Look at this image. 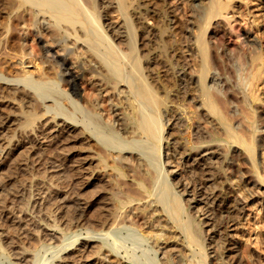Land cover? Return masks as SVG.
<instances>
[{"label":"bare ground","instance_id":"bare-ground-1","mask_svg":"<svg viewBox=\"0 0 264 264\" xmlns=\"http://www.w3.org/2000/svg\"><path fill=\"white\" fill-rule=\"evenodd\" d=\"M116 1L0 0V10H5L9 15L8 21H0L3 25L0 31V35H3L0 37V84L15 86L13 90L21 92L22 95H30L29 97L35 100L30 108L33 113L29 112L25 118L23 117V135L28 137L31 133L36 134L38 127H45L44 131L39 129L41 132L39 136L41 135L44 143L60 135L69 143L85 144L82 153L78 154L67 152L69 150L66 147L50 144L46 145L49 148L45 146L33 152V155L23 150L17 153L15 161L22 162L25 180L38 175L50 179L52 184L47 185L49 192L47 191L46 195L43 186H37L36 193L32 189H27L24 186V179L13 185L9 183L11 187L6 182L2 183L3 187L0 186V264H20L19 261L22 263L24 259L25 264L46 262L56 264V258L67 259L68 256L61 254L62 251L80 239L79 230L83 229H86L87 235L80 240V246L76 250L86 253L89 247H92L88 250L90 252L88 257L97 254L88 264H124L123 257L129 259L125 264H210V253H214L213 257L219 259L216 264H244L243 258H239L236 252L238 249L235 248V244L230 243L226 235H223L225 223L234 219L236 213L243 207L237 198L231 197L226 191L220 164L224 150L226 151L227 147L231 148L232 138L244 143L249 153L253 154L256 150L257 122L264 123V114L252 109V105L249 106V99L251 98L253 102L260 98L256 91L258 83L264 78V49L257 51L259 46L254 35L243 31L250 50L238 53L240 61L237 62L228 49L223 47L220 50L219 45L207 38L199 39V45L201 47L203 44V49L198 54V59H195L194 66L201 74L200 83L203 84V88L200 95L205 97L203 105L215 113L220 124L224 126L220 127L217 124L222 130L219 132V128H215L219 131H212L195 124L197 142L184 149L185 144L181 145V138L178 140L177 136L175 137L174 129L181 125V121L182 125L186 120L193 121V116L191 110L186 107L189 104L184 106L185 104L181 102L178 104L177 101L178 105L175 106V101L178 93L188 91L192 74L190 76L186 72V63L180 66L178 93L166 90L165 84L163 91L160 89L161 85H153L148 74H145L156 61L157 55L167 54L168 57L170 47L177 52L175 37L178 29L183 28L180 17L167 5L166 0ZM201 1L192 0L189 5L191 7L200 5ZM211 2L212 6L206 13L210 24L212 18L225 14L233 5L232 0ZM113 6L117 7L118 20L102 22L101 18L106 17L103 8ZM138 29L142 33L139 46L135 33H138ZM16 39L20 41L17 45L14 43L17 42ZM28 39H35L39 48L38 44H33L34 46L31 44V47L36 46L37 49H28L25 42ZM4 57H10L9 59L17 57L19 61H14H17L21 72L13 73V70L11 72L12 65L9 67L11 63H7L10 61L7 59L6 63ZM175 59L173 56L168 57L170 69L176 74L178 67ZM192 59L194 58L191 57ZM73 68L85 69L84 71L88 69L100 81L112 84L117 88L116 93L121 96L122 107L120 108L118 102L114 103L115 100L110 101L114 95L116 96L114 94L107 100L112 105L109 104L110 107L105 109L106 98L104 101L100 98L105 92L99 95L100 90L95 91L91 88V90L88 88L90 91L87 89L88 101L85 100L86 104L85 101L81 104L77 98L81 94L78 92L79 77ZM212 69L223 76L222 84L216 76L209 77ZM121 82L126 84L125 87L118 86ZM95 84L97 83L93 85ZM97 85L104 86L102 82ZM222 86L224 96L219 92ZM0 93L4 94V91ZM20 97L22 98L21 95ZM225 101L227 104H224ZM233 102L239 103L241 107L242 120L238 128L234 126V121L238 118L239 112L237 110L231 112L230 106ZM102 108L107 110V115ZM40 111H43L42 114H39ZM43 115L46 117L45 121H41V125L36 124L37 119ZM183 118L186 119L185 122ZM262 139L264 140V135ZM87 148L88 150H84ZM236 158L237 162L239 160L245 163L242 154ZM119 160L134 161V184L132 182L130 185L122 180L126 174ZM187 163L195 166L194 172L195 168H201L203 170L201 174L204 172L209 180L219 181L222 185L213 192L207 190L210 193L207 195L204 193L205 196L201 195L204 196L201 198L215 208L219 215L215 216L219 217L218 224L211 222L215 224L213 226H218L216 229L220 235L221 250L217 247L218 244H215L218 249L215 247V250L212 248L213 251H209L210 244L205 243L200 226L194 222V218L189 215L187 221L184 219L188 209L179 197L192 191L191 199L196 200V194L199 192L197 184L194 185L191 180L185 179L181 183L183 187L178 190L175 181L172 183L169 177L175 171L173 168L181 169L184 165L188 166ZM7 164L9 166V163ZM87 173L91 174L88 178V187L92 188H88L87 193H82L76 190V184L81 178L86 177ZM9 175L12 178L16 177ZM20 184H23L22 188L19 187ZM61 187H66L70 195H62L63 197L53 195L54 188ZM12 191L21 194L18 197L8 196ZM35 195L39 197L36 196L37 200L33 203L42 204L38 210L36 209L37 212L44 211L47 224L63 231L59 238L53 239L52 236L48 238L49 236L43 232L45 229L38 223L29 232V228L22 227L21 221L15 222L13 221L15 218L10 219L7 215V217L2 215L3 209L9 207L8 201L13 200L17 203V208L14 206L16 211L13 210V213H20L19 218H24L21 214L29 209ZM58 198L64 201L62 206ZM34 204L30 206L31 209ZM56 208L61 209V214L57 213ZM89 208L93 212L91 210L89 212V214L92 212L91 216L88 215L90 217L86 218L85 213ZM159 215L164 218L161 219ZM39 218L44 220L46 217L41 215ZM169 222L178 225L181 230L180 234L172 236L173 241L170 240V233L167 231L169 226H173ZM68 232L77 233L72 236L73 239L68 240L71 237ZM227 244L231 245L230 247L228 245V249L234 253L233 255L226 253L222 255ZM44 248L45 251L55 248L51 251L54 252L52 256L47 257L43 254ZM7 253L14 254L19 261L6 259L4 255ZM250 254L252 255V252ZM7 257L9 258L8 255ZM256 258L254 264H258Z\"/></svg>","mask_w":264,"mask_h":264},{"label":"rangeland","instance_id":"rangeland-1","mask_svg":"<svg viewBox=\"0 0 264 264\" xmlns=\"http://www.w3.org/2000/svg\"><path fill=\"white\" fill-rule=\"evenodd\" d=\"M134 2L132 1V3H134ZM191 2H192V0L191 1H189V0H166V3H168L167 5L170 6L171 9L180 17V22L183 25V28L178 29V32H177L176 37H175V43L174 44L176 46H178L177 52L174 51L173 47L172 48L170 47L168 49V57L169 58H170V56L171 57L173 56V59H174V57L176 58L175 61L177 63H179L181 61L179 64L176 63V66L178 67V68H176V74L173 73L172 70L170 69V66H171L169 64L170 60H168L167 54H165V55L161 54L162 56L160 54L157 55L156 56L157 62L155 61L154 62L155 64L153 63L154 65L152 64V66H151V68H153V69L150 68L145 72V74H148V76L151 78V79L149 78V81H151L153 85H155V86L161 85L160 89H163V91H165V89L169 90L170 92L173 90L172 92H175V93L180 92V86H179L180 84L178 81V79H180V77H181L179 74L180 73L179 71L181 69L180 66H183L186 63L185 64V66L187 65L186 66V72H188L190 76L192 74L190 81H189L190 83L188 84L189 88H187L188 91L186 93H183V92L178 93L179 95L177 96V99L175 101V104H176L175 106L180 104V102L182 104H185L184 106L189 104L186 107H188L189 110H191V115L193 116V118H192L193 121H187L186 119L183 118L182 119L183 122H185V120H186L185 124L183 123V125H182V121H181L180 122L181 125H177L178 127L176 126V129H174L175 137L177 136L176 138H178V140L181 138L180 139V141L182 142L181 145L185 144L184 149L187 148V146L193 145L195 142H197V139H198L197 134L194 133L196 131L195 130V124L203 126L204 128H208L212 131L213 130L217 131L218 129H215V128H219V130H220V131L218 130L219 132L222 131L220 129V127L224 126V125L222 126L220 124V121L217 118L216 114L213 113L208 107L203 105V101H204L205 97L203 95H200V94H202L201 91L203 88V84L200 83L201 82V78H200L201 74H200V70H197V68L194 66L195 65V59H198L197 56L199 53H201V51L203 49V44L201 47L199 45V39L200 38L201 39L207 38V40H209L210 42H214L216 45H219L220 50H222L223 47L226 50L228 49L229 53L232 54V57L235 58L237 60V62L240 61V60H238V55L240 54V52H243L244 50H247V49L250 50L249 45H247V41H245V35L243 34V31H247V32L254 35V37L258 41V46H259L257 48V51L264 49V0H232L233 5L229 8L230 12L228 11L223 15L215 16L214 18L211 19L212 20L211 24L209 22L210 19H208L207 15H206V13H208L209 8L212 6L211 0H202L199 3L200 5H194L192 7L189 5V3H191ZM115 5H117V1H116ZM114 6L110 7V8H103L105 10V11L103 10V14L106 17H103V19L101 18L102 22L118 20V18H119V17L117 18L118 10H116L117 7H114ZM116 12H117V14H116ZM1 20L2 21H5V20L8 21L9 20V15L5 10H0V21ZM2 29H3V25L0 22V31H2ZM137 31H138V33L135 32L136 33V40L138 41L136 43L139 46L140 42L142 40V35H141L142 33L139 32V29ZM2 36L3 35H0V37H2ZM72 37L74 38L75 36H72ZM31 40L32 41L34 40V41L32 42ZM189 40L191 43L189 42ZM2 41H4V39ZM19 42H20L19 40H17V42L14 41V43L16 45ZM25 42L27 43L26 45L29 47V48L27 47L28 49L34 48V47L30 46L31 44H32V46H34L33 44H35V45L38 44V43H35L36 42L35 39H28ZM3 43L4 42H1V44H3ZM124 46H126L125 43L123 44V49H124ZM35 48H36V46H35ZM37 48H39V44H38ZM176 53H178V54H176ZM191 57L194 59L191 60ZM4 58L5 59H3V60L8 59L10 61V62H8V60H7L5 62L6 63L8 62L7 64L11 63V64H9V67L12 65L11 66L12 68L10 67L11 72H13V71H14L13 73H15V72L20 73L21 72L20 66L16 64L17 61H19V59L17 57L14 59L13 58L9 59L10 57H4ZM71 58H72V60L74 59L72 56H71ZM14 60H17V61H14ZM154 66H156V67H154ZM72 70L79 77L78 78V92L80 91L81 94H79L78 97L76 95V97L80 99L79 102L81 104H83L85 100L88 101L87 91L91 88L95 91L100 90V93L98 91L99 95L103 94L105 92L103 95H100L101 100L104 101V98H106L104 102H107L108 99L110 100L114 94H116V96L118 95L117 96L118 98L114 95V97L110 101L115 100L116 102L114 101V103L118 102L119 104L118 103L117 104L120 106V108L122 107V105H120L121 104L120 103L121 96H119V94H117L118 93V91L116 90L117 88L112 86V84H110L108 82H105L106 83L105 84L103 81H100L88 69H86V71H84L85 69L79 70V68H76V69L73 68ZM89 74L93 78L89 77L90 76ZM83 76L85 78H83ZM211 76H216L219 83L222 84L223 76H220L218 71L212 69V71L209 74V77H211ZM89 79L91 80V82ZM97 80H98V82H97ZM153 80L156 81V83ZM262 80L263 81H260L258 83L259 86H258V89L256 91V94L259 95L260 98L257 100H254L253 102H252L251 98L249 99V106L252 105L251 108L252 109L254 108V110H256V111L258 110L257 113H259V114H262V113L264 114V78ZM99 82H102L104 84V86L102 85L103 87H99L97 85V84H99ZM94 83H97V84L93 85ZM164 84H165V89H164ZM2 85L5 86L6 88H4ZM2 85L0 87L1 88L0 91L1 92L4 91V94L2 93L3 94L2 95L0 93V95H1L0 96V186L4 182H6V184L8 183V186H10V185H13V183H20L22 179L25 180V177H23L24 170H22V169L24 166H22V164H21L22 162H16L15 161L17 153L22 151V150L27 151L30 154L32 153V155H33V152L39 151V149L41 150V149H43V147L45 148L46 145L50 144V146H52V145L57 146L58 145V146L66 147L69 150L67 152H71V154L82 153V150H83L82 147L85 145L84 143H79V142L69 143V142H67V140H65V139L63 140V138L60 135H58L57 137H53V139H49L45 143L42 142L43 139L41 138V135L39 136V134H41V132H39V129H40V131H44L45 127H43V128L38 127L37 133L36 134L31 133L28 135V137H26V135H23L22 131H23L24 125H23L22 121L24 120L25 115H27V113H29V112L33 113V110L30 108L33 105V103H35V100H34V98H30L29 97L30 95H27L28 96L27 97L25 94L22 95L21 92H17L15 90H13V89H15V86L12 87V85L9 86V85H6L4 83ZM125 85L126 84L124 82H121L118 84V86H120V87H125ZM189 85H191V87ZM97 86H98V88H97ZM8 87H9V90H7ZM107 87H108V89H106ZM219 88H220V86H219ZM114 89H115V91H114ZM107 90H109V91L106 92ZM9 91L11 93L13 92L12 94L14 96L13 95L10 96L11 93ZM116 91H117V93H116ZM6 92H9V93H6ZM219 92L224 96L223 86H222L221 91H219ZM5 93L7 94V97H6ZM20 95L22 96V98L20 97ZM23 96H25V97H23ZM241 96H243V95H241ZM19 97L21 98V100ZM31 97H33V96L31 95ZM193 97H195V98H193ZM27 98H30V100L29 99L27 100ZM32 100H33V102H30ZM86 101L84 104H86ZM177 101H178V104L176 103ZM109 104H110V106L112 105L111 102H109V103L107 102L105 104L106 105L105 109L106 108L108 109V107H110ZM224 104H227L226 101L224 102ZM238 104L239 103H237V102H233V103H231V106H230L231 112H233L234 110H237L239 112V114H237L238 118L235 119V121H234V126L236 128H238V126H239V124H241V120H242V119H240L241 107H240V104L239 105ZM9 107H11V108H9ZM190 107H191V109H190ZM101 110L106 115L108 114L107 110H104V108H102ZM42 112L43 111H40L39 114H42ZM195 116H197V118H195ZM106 117H108V116H106ZM201 117H203V118H201ZM45 119H46L45 115H43V117L41 116L39 119H37L36 124L41 125L42 124L41 121H45ZM6 120H8V121H6ZM191 122H193V123H191ZM195 122H197L198 124ZM217 124L220 127H218ZM214 125H215V127H214ZM179 126H180V128H179ZM188 126H189V128H188ZM182 127H183V129H182ZM257 127H258V131L256 133V137H257L258 143L256 145V150H254L253 154L249 153V150L245 148L244 143L236 141L234 138H232L231 139V148L227 147L228 149L226 148V151L224 150V156L221 159L222 161L220 164V170L222 171V173H224L223 174L224 175V187L226 188V191L228 192L229 195H231V197L237 198L239 200L241 206L243 207L240 212L236 213V215L234 216V219H230L231 221L230 220L227 221L226 222L227 224L225 223L224 228H225L227 233L225 232V230L223 228V232H224L223 235L224 236L226 235V237L230 243L235 244V248L238 249V251H236V252L238 253L239 258H241V259L243 258L242 261L244 262V264H246V263L247 264H250V263L254 264V262H255L254 259L256 257H257L256 259H258V260H256V261H258V264H264V140L262 139L263 135H264V123H261L260 121H258ZM191 128H192V130H190ZM175 131H176V133H175ZM179 132H184V133H179ZM192 133H194V134H192ZM32 134H34L35 136ZM190 136H191V138H190ZM30 137H32V138H30ZM49 138H51V137H49ZM182 138H184V139H182ZM194 138H196V140ZM67 143H69V144L66 145ZM87 145H88V143H87ZM46 147L49 148L48 146H46ZM71 148H72V150H71ZM84 150H88V148L84 149ZM239 154H242V156H244L245 160L243 162H245V163H241L239 160H238V162L236 161L237 160L236 156ZM233 155H235V156H233ZM12 156L14 159L12 158ZM120 161L121 160H119V163H120ZM31 162H32V160H31ZM133 162L134 161H130V160L121 161V165L123 164L122 165L124 167L123 170L126 174V176L122 180L124 182L126 181L130 185H132V182L134 184V180H135V171H134L135 166H134ZM7 163H9V166ZM187 164H188V166L184 165L181 169L180 168H177V169L173 168V169H175L176 173H174L175 171L173 173H171L169 178H170L172 183L175 181L174 183L178 186V190H180L183 187L181 185V183L183 181H185V179L191 180L194 185L197 184V187L199 190V192H197V194H196V197H197L196 200L197 201L194 199H191L193 197L192 191H190V193H186V194L181 195V197H179V199L185 204V206H187V209H188L186 211L187 212L186 216L184 215V219L187 221L189 219L188 218L189 215H191L192 219L194 218L193 219L194 222H196L197 225L200 226L199 227L201 230L200 232L202 233V237L205 239V243L208 245L210 244L208 246L209 251H211V250L213 251V249L216 247L217 244H218L217 245L218 248L221 247L220 246L221 245L220 235L218 234L219 231L216 229V227L218 228V226H213L215 224H218L217 221L219 219V217H218L219 215L217 213V210L215 208H213L212 206H210L209 203H206V201L202 198H204V196H205L204 193L207 195L210 193L209 191L213 192L219 186H222V185L219 183V181L216 182L213 179L209 180L207 178L208 176L205 175L204 172H203V174H201L203 171L201 168H199V169L195 168V172H194L195 166H193L191 164L189 165V163H187ZM125 166H127V167H125ZM2 167H4V168H2ZM35 170H36V168H35ZM13 172H16V173H13ZM50 173L51 172H49V175H50ZM179 173H180V175H179ZM9 174L16 175V177L12 178V176ZM89 175H91V174L87 173L86 177L81 178L82 180L81 179L79 180L78 184H76V190H80L82 193L83 192L87 193L88 188H92L91 186L88 187ZM96 175H98V174H96ZM176 180H177V183H176ZM130 181H131V183H130ZM9 183H10V185H9ZM24 183H25L24 186H26L27 189H32L35 193H36V191H38V189H36L37 186H43L42 189H44L46 191L44 194V195H46L47 191H48V189L46 187H48L47 185L52 184V181L48 178H42L38 175H35L34 177L27 178L24 181ZM22 185L23 184H20L19 187L22 188ZM2 187H3V185H2ZM200 188L202 190L205 188L206 192H205V189L202 191ZM55 189L56 188H54V193L52 191L53 195H55V194L60 195V196H62V195L69 196L70 195V192L67 191L68 189L66 187H61V188H58L56 190ZM207 190H209V191H207ZM13 193H14V195H13ZM17 193L18 192L12 191L8 194V196L18 197L21 194V193H19V194H17ZM202 194L204 196H201ZM36 196L37 195L33 196L34 198L31 197L32 200H31V203L29 205V209H31L30 206L32 204H34L33 202H36L34 200H37V197H39V196H37V197ZM199 198H201L202 200ZM10 200H12V199L10 198ZM59 200H60L61 206H62V204H64L62 202H64V201L62 199H59ZM60 202H58V204H60ZM8 204H9V207L7 206L3 209L2 215H5V216L7 215L8 217L7 216L6 217L10 218V219L15 218L13 220L15 222L21 221L20 223L23 224L22 227L24 226L25 229L29 228V230H30L29 232H31L34 225L39 224V226H41V228L45 229V230H43V232H45L47 234V236H49L48 238H50V236H52L53 239L54 238L57 239L63 233V231L60 228H56L55 226H51V225L47 224V222H46L47 216H45L44 211L43 212L41 211L40 213L37 212V210L42 206L41 203L40 204L36 203L37 205L34 204L33 208L31 210L28 209L23 214H21V216H24V218H21V219L19 218L20 213L19 214L15 213V212L13 213V210H15L17 208V203L12 200V202L8 201ZM39 205H41V206H39ZM14 206H16V208ZM35 206H36V208H35ZM11 209H12V211H11ZM60 210L61 209L58 208L57 213H60ZM91 210L89 208L86 211L87 213H85V216L92 214L93 210L89 214V212ZM210 211L212 212V215H211ZM189 213H191V214H189ZM160 214H162V213H160ZM216 214L218 215L217 217H215ZM41 215H44V217H46V218L44 220L40 219L39 217H41ZM87 216H86V218H89L91 215L88 217ZM159 216L161 219L164 218L161 215H159ZM211 221L214 222L215 224L212 223ZM169 224L173 225V226L168 225L169 227L167 229L168 234L170 233L169 234L171 237L170 240L173 241L174 238L172 236L174 234H177V233L180 234L181 230H180V227L178 225L175 226V224H172L171 222H169ZM207 231H209V232H207ZM79 232L78 233L81 235V236L79 235L80 239L77 240L75 242V244L69 246L66 250L62 251V253H61L62 255L68 256L67 259H62L61 257L56 258V264H70V263L71 264H74V263H76V264H88L89 260L97 255L95 253V254H93L92 257L91 256L88 257V254L90 253L88 250H91L92 247H89V249L86 251V253L83 252V253H85L84 256H83V253L76 250V248H78V246H80V240L87 235L86 229L79 230ZM76 233L77 232H74V233L68 232V234L71 236L70 238H68V240L73 239V237L75 236ZM217 236H219V237H217ZM184 238H186V237L184 236ZM68 240H67V242H69ZM53 241H55V240H53ZM47 243H49L48 240H47ZM186 243H188V242H186ZM53 245H55V242L53 243ZM228 245H229V247L231 246L230 244H227V247H226V249H224V253L222 255H225V253H226V255L227 254H231V255L234 254V253H231V251L228 249L229 248ZM147 246H149V244ZM211 246H214V247H211ZM217 247L215 249H218ZM52 249L45 251V248H44L43 254H45L47 257L52 256V254L54 252H51V251H54L55 248H52ZM244 249L249 251L250 253L252 252V255L250 253L246 252ZM220 250H221V248H220ZM27 253H29V252H27ZM210 254L212 255V256L210 255V260H209L210 264H216V261H218L219 259L217 258L218 259L217 260L216 258L213 257L214 253L213 254L210 253ZM7 255L9 256V258L7 257ZM7 255L5 254L4 256H6V259H8V260H10V258H11L12 261H16V262L19 261L18 259H16L14 254L10 255L9 253H7ZM28 256L29 255H27V257ZM123 258H122V260H125L124 264L129 261V259L127 257H123ZM249 260H250V262H249ZM19 263L25 264L26 261L24 259V261H22V263H21V261H19ZM47 263L48 262H46L44 264H47Z\"/></svg>","mask_w":264,"mask_h":264}]
</instances>
